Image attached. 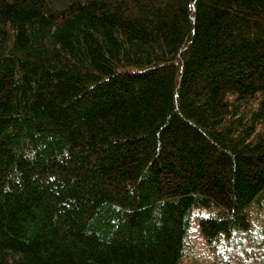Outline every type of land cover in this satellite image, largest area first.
I'll return each mask as SVG.
<instances>
[{
  "label": "trees",
  "instance_id": "16d2710c",
  "mask_svg": "<svg viewBox=\"0 0 264 264\" xmlns=\"http://www.w3.org/2000/svg\"><path fill=\"white\" fill-rule=\"evenodd\" d=\"M264 264V0H0V264Z\"/></svg>",
  "mask_w": 264,
  "mask_h": 264
},
{
  "label": "rangeland",
  "instance_id": "374dc122",
  "mask_svg": "<svg viewBox=\"0 0 264 264\" xmlns=\"http://www.w3.org/2000/svg\"><path fill=\"white\" fill-rule=\"evenodd\" d=\"M193 250L187 249L181 264H222L219 260L213 259L211 253L206 252L196 244Z\"/></svg>",
  "mask_w": 264,
  "mask_h": 264
}]
</instances>
